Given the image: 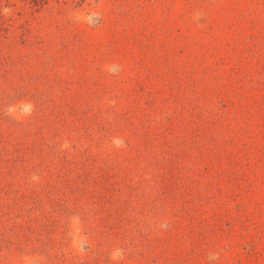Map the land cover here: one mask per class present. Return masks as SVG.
I'll list each match as a JSON object with an SVG mask.
<instances>
[{
	"label": "rangeland",
	"instance_id": "rangeland-1",
	"mask_svg": "<svg viewBox=\"0 0 264 264\" xmlns=\"http://www.w3.org/2000/svg\"><path fill=\"white\" fill-rule=\"evenodd\" d=\"M0 264H264V0H0Z\"/></svg>",
	"mask_w": 264,
	"mask_h": 264
}]
</instances>
